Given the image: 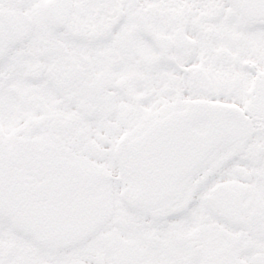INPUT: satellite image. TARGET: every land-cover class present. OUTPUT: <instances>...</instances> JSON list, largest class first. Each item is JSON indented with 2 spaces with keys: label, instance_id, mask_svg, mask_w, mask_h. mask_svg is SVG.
<instances>
[{
  "label": "snow or ice",
  "instance_id": "snow-or-ice-1",
  "mask_svg": "<svg viewBox=\"0 0 264 264\" xmlns=\"http://www.w3.org/2000/svg\"><path fill=\"white\" fill-rule=\"evenodd\" d=\"M0 264H264V0H0Z\"/></svg>",
  "mask_w": 264,
  "mask_h": 264
},
{
  "label": "flooded vegetation",
  "instance_id": "flooded-vegetation-1",
  "mask_svg": "<svg viewBox=\"0 0 264 264\" xmlns=\"http://www.w3.org/2000/svg\"><path fill=\"white\" fill-rule=\"evenodd\" d=\"M142 62L137 60L136 66L127 70L123 77L114 79L110 76L102 75V83L105 87L113 90L117 94L131 95L134 99H139L140 97L136 95V90L142 87L145 83L144 74L141 68ZM83 71V68H81ZM9 150L13 155L14 161L18 167H20L26 176L31 175L29 169L27 168L22 155L19 152L16 141L10 136L9 138ZM200 237L195 236H184L179 238L174 242L172 248L174 250H183L185 248H196L200 247L204 253L215 252L217 254L222 253L225 250L224 242L220 241L215 234H208L203 238V244H198ZM132 243L131 240L127 241ZM139 252L147 255H155L154 249L148 245L144 244L139 247Z\"/></svg>",
  "mask_w": 264,
  "mask_h": 264
}]
</instances>
